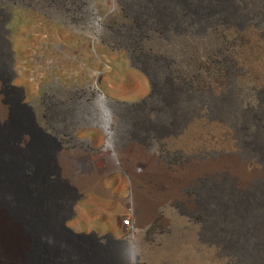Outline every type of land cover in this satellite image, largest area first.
<instances>
[{"label":"rangeland","instance_id":"rangeland-1","mask_svg":"<svg viewBox=\"0 0 264 264\" xmlns=\"http://www.w3.org/2000/svg\"><path fill=\"white\" fill-rule=\"evenodd\" d=\"M9 62L50 177L90 188L66 225L95 235L42 254L23 224L28 264H264V0H0V149L29 166Z\"/></svg>","mask_w":264,"mask_h":264},{"label":"bare ground","instance_id":"bare-ground-1","mask_svg":"<svg viewBox=\"0 0 264 264\" xmlns=\"http://www.w3.org/2000/svg\"><path fill=\"white\" fill-rule=\"evenodd\" d=\"M6 73L5 85L8 90L18 95L16 97L17 106L29 120L36 144L32 145L31 152L26 156L29 166L18 163L16 159L18 154H6L4 150L0 149V264H28L24 252L29 239L23 231V224L30 227L35 236H40L42 254L46 252L49 236L77 238L95 236L94 234L75 233L66 225L72 216L73 205L80 199L82 193L90 188L84 186V190H79L60 178L50 177L57 172V167L54 164V152L56 149H60L61 145L55 138L44 133L37 126L30 107L21 103L24 91L22 88L10 85L13 77L10 62L7 64ZM106 118L108 119V116ZM5 119L4 117L0 118L2 122ZM102 128L105 130L106 142L109 144L112 130L107 127L106 123L102 125ZM41 147L46 149V153H42L43 163L40 165V160H37L38 157H35L34 153ZM62 161L63 157L61 156L59 162L64 165ZM77 161L83 165L87 180L89 179V183H91L90 187L92 189L98 187L97 171L87 163L83 156H80ZM201 177L202 173L194 174L188 184L195 183ZM135 201L139 204L140 196H137ZM5 206H10L20 214L10 215ZM47 208H49L48 211H51L47 212ZM119 249L122 253H126L124 245H120Z\"/></svg>","mask_w":264,"mask_h":264},{"label":"built area","instance_id":"built-area-1","mask_svg":"<svg viewBox=\"0 0 264 264\" xmlns=\"http://www.w3.org/2000/svg\"><path fill=\"white\" fill-rule=\"evenodd\" d=\"M132 225L133 223L129 215L122 218L119 222V226L123 231L132 230Z\"/></svg>","mask_w":264,"mask_h":264},{"label":"clouds","instance_id":"clouds-1","mask_svg":"<svg viewBox=\"0 0 264 264\" xmlns=\"http://www.w3.org/2000/svg\"><path fill=\"white\" fill-rule=\"evenodd\" d=\"M109 114L111 115V110H109ZM109 127H111V123H109ZM137 253H133L131 257V264H138Z\"/></svg>","mask_w":264,"mask_h":264}]
</instances>
